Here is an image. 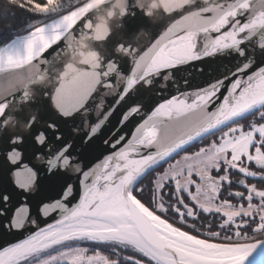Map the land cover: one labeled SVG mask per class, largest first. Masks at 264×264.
<instances>
[{
	"label": "snow or ice",
	"instance_id": "obj_1",
	"mask_svg": "<svg viewBox=\"0 0 264 264\" xmlns=\"http://www.w3.org/2000/svg\"><path fill=\"white\" fill-rule=\"evenodd\" d=\"M10 4L35 19L26 35L0 47V78L34 61L54 66L55 58L49 61L45 54L75 31L91 34L94 11L106 0ZM255 4L217 3L219 15L205 4H189L146 50L121 43L116 59L86 62L89 67L71 83L60 77L53 98L59 114L86 121L93 94L113 87L109 78L122 74L118 59L131 61L126 83L109 106L97 111L83 136L74 127V136L66 140L50 122L46 129L60 142L53 150L46 130L28 117L33 143L45 149L41 154L25 148L32 166L21 163L17 146L24 137H9L11 148L0 165V264H264V252L256 255L261 241L253 242V234L264 238V186L248 181L264 182V11H254ZM133 9L130 3L129 14L135 16ZM109 38L98 34L97 42ZM197 61L205 65L199 68L207 77L204 85L163 102L148 95L157 77L169 80ZM20 102L35 101L22 91ZM125 104L102 141L109 154H98L97 134ZM10 106L14 99L0 102V122ZM205 140L207 146L183 157V166L170 163ZM5 175L18 190L16 202L3 187ZM170 213L188 230L169 222ZM217 215L215 225L207 219ZM10 235L23 238L13 242L6 239Z\"/></svg>",
	"mask_w": 264,
	"mask_h": 264
},
{
	"label": "water",
	"instance_id": "obj_2",
	"mask_svg": "<svg viewBox=\"0 0 264 264\" xmlns=\"http://www.w3.org/2000/svg\"><path fill=\"white\" fill-rule=\"evenodd\" d=\"M134 3V0H131ZM216 3H230L232 0H215ZM197 4L203 5V0H197ZM135 11V16L129 14L125 18L124 24L125 27L123 29L115 30L110 38L106 42H91L92 46L95 47L98 51H100L101 55L105 58H113L116 59L117 56L115 54L116 47L123 43L125 45H131L134 48L145 49L155 42L156 39H159L160 36L167 30V28L174 23L177 19H180V15L183 12L177 11L172 13L171 15L162 14L156 22L146 17L143 11L133 9ZM206 15H211L208 13ZM251 15V12L245 13L241 19L246 22L248 16ZM141 29H144L147 35L137 34ZM77 36L80 35L79 31L74 32ZM26 35V34H25ZM215 35V34H213ZM17 38V37H16ZM15 38V39H16ZM13 39V40H15ZM13 40L8 42L11 43ZM260 38L255 37L254 43L259 45ZM6 46V45H5ZM55 52L52 49L49 50L48 53L45 54V59L49 61H53V65H41L42 70L48 75L50 79V83L46 85H34L36 95L34 97V103L31 104H22L20 102V96L23 90L17 91L13 93L8 99L15 100V106L22 108L23 111L16 113L22 120L26 121L33 111L38 113V118L36 120V126L41 129H45L49 140L54 145L53 150L59 147V143L54 140L53 133L46 129V125L50 122H55L58 125L59 133L64 137V139H71L74 136L72 129L74 127L81 128V132L79 135L83 136L85 132H87V126L96 121V104H98L102 93L107 90V88H98L97 93L93 94V99L95 100V104L90 100L89 104L86 107H89L91 111L86 118V121L83 119H75L65 118L59 114L58 109L55 107V88L59 86V72L63 70V67L69 60V49L67 48L66 41H61L58 46H53ZM59 53V55H57ZM37 63V62H33ZM118 63L120 64L122 75L126 76L130 74L131 69V61L130 58L121 57L118 59ZM81 68H88L87 65H80ZM205 65L201 62H193L190 66H183L182 70L174 71L172 78L169 80H164L163 76L157 77L154 81V84L151 86V91L148 95L154 100L163 102L164 98H171L173 95H179L180 92L184 91H192L196 85H204L207 79L206 76H201L199 73V68H203ZM215 67V65H213ZM188 81V84H185V81ZM109 82H111L114 86H116L119 81L118 78L113 76L109 78ZM124 86V84H119V91ZM144 93L141 92V95ZM116 95L105 97L106 104L105 107L109 106ZM131 101H129L130 103ZM127 107V104L123 105L109 120L108 124L101 129V132L97 134L96 145L98 147V154L107 155L109 152L107 151L108 146L103 144V139L108 135L109 131L117 125V121L121 118L120 113L124 108ZM148 111V109H145ZM79 116V114H77ZM140 119L142 122V118ZM134 130V129H133ZM35 129H31L27 132L21 131L19 128L16 130H11L9 128L0 127V165L5 164V155L6 150L11 148V144L9 142V137L13 136H22L24 137V144L19 145L18 150H20L22 154L21 163H29V166H32L34 161H32L29 156V152H25V148H30L32 152L39 151L41 154L45 151L44 146L35 145L33 143V133ZM78 142V141H77ZM103 155H100V159L103 158ZM99 161H95L98 163ZM13 168L15 166H12ZM3 187L5 190L13 193V202L18 201L20 198L16 194L18 190L14 188L8 179L7 175L3 177ZM78 202V198L77 201ZM23 236H8L6 239H9L15 242L18 239H22ZM260 252H257L256 255H259L261 252H264V240H260ZM247 264V262H246Z\"/></svg>",
	"mask_w": 264,
	"mask_h": 264
},
{
	"label": "clouds",
	"instance_id": "obj_3",
	"mask_svg": "<svg viewBox=\"0 0 264 264\" xmlns=\"http://www.w3.org/2000/svg\"><path fill=\"white\" fill-rule=\"evenodd\" d=\"M131 0H106L105 4H100L94 11L91 26V34H80L77 36L72 33L66 40L67 48L69 49V60L59 72L60 77L63 75L67 83H71L76 77L77 72L81 69L80 65H85L86 62L100 63L104 57L95 47L92 46L93 41L97 42V35L101 38L110 37L115 30L125 27L124 21L130 12ZM197 3V0H134L135 9L143 11L144 15L156 22L162 14L171 15L175 11H181L189 4ZM203 3L209 8L213 15H219L221 9L217 6L215 0H203ZM254 11H264V0H256ZM147 35L144 29H141L137 34ZM45 61L39 63L27 64L20 70L9 73L5 78H0V102L5 101L13 95V93L23 90L30 97H35L36 92L34 85H46L50 83L48 75L42 70L41 65ZM119 83L116 86L107 88L102 93V96L97 104V111L103 109L106 104L105 97L116 95L119 92V84L126 83V77L120 75ZM10 114L0 122V127L27 132L30 130V124L22 120L16 113L23 111L19 107L10 106ZM38 113L33 111L29 114L30 121H36Z\"/></svg>",
	"mask_w": 264,
	"mask_h": 264
},
{
	"label": "trees",
	"instance_id": "obj_4",
	"mask_svg": "<svg viewBox=\"0 0 264 264\" xmlns=\"http://www.w3.org/2000/svg\"><path fill=\"white\" fill-rule=\"evenodd\" d=\"M34 19L35 18L32 17L30 13L16 7L15 5H11L10 0H0V47L5 46L8 42H10L11 40L15 39L18 36L27 34V30H28L27 26L33 23ZM203 143L204 141L197 142L192 146L196 145L200 147V145H203ZM154 174L155 173H153L152 176H149L144 181V184L146 185L150 184L151 180L154 177ZM263 183L264 182L260 181V184ZM209 218L210 217H208V219ZM169 221L171 222L170 217H169ZM211 222L215 225L217 223V220H212ZM262 239L264 238L253 234V242ZM214 242H220V241H214Z\"/></svg>",
	"mask_w": 264,
	"mask_h": 264
},
{
	"label": "rangeland",
	"instance_id": "obj_5",
	"mask_svg": "<svg viewBox=\"0 0 264 264\" xmlns=\"http://www.w3.org/2000/svg\"><path fill=\"white\" fill-rule=\"evenodd\" d=\"M250 119H253V118H250ZM254 119H256L257 121L259 120V117H255ZM247 123V121L245 122ZM209 139H214V138H209ZM208 140H205L203 145H200L201 146H207L208 144ZM199 149V146H190L187 150V152H181L179 155H176L175 157H173L171 160H170V163L172 164H176L177 161H180V166H183L185 164V161L183 160V157L185 155H191L193 152L197 151ZM167 164L164 165L165 168H167ZM215 174V173H214ZM155 176V174H154ZM192 179L195 180L197 183H199V178L195 175V172H193V176H192ZM192 190L194 191V185L192 186ZM223 198V197H222Z\"/></svg>",
	"mask_w": 264,
	"mask_h": 264
},
{
	"label": "flooded vegetation",
	"instance_id": "obj_6",
	"mask_svg": "<svg viewBox=\"0 0 264 264\" xmlns=\"http://www.w3.org/2000/svg\"><path fill=\"white\" fill-rule=\"evenodd\" d=\"M254 170H255V169H254ZM213 174H214V173H213ZM248 181H249L250 183H256L258 187L264 186V183H263V184H260V180H259L258 178L255 179V180H253L252 178H248ZM233 190H240V191H243L244 189L234 187ZM222 197H223V195H222ZM254 202H256V201L254 200ZM232 203L235 204V203H237V201H236L235 199H233V200H232ZM240 203H245V202H244V201H240ZM245 206H246V204H245ZM169 217H170L171 222H174V221H175V217H173V216L171 215V213L169 214ZM189 219H190V218H189ZM207 219H208V217H207ZM208 220H209V221L217 220V222H219V220H220V216L217 215L215 218L210 217ZM175 222H176V226H181V225H179L178 221H175ZM190 222H191V221H190ZM202 222H203V220H201L200 222H197L198 227L200 226V223H202ZM181 227H182L183 230H188L187 228H185V227H183V226H181ZM204 227L207 228V225L205 224ZM216 230L219 231L218 228H217ZM192 234H195V233H192ZM229 234H230V233H229ZM222 235H223V234H222ZM84 246H85V245H84ZM100 250H101L102 252L105 251L103 248H101ZM105 254H108V253L105 252Z\"/></svg>",
	"mask_w": 264,
	"mask_h": 264
},
{
	"label": "bare ground",
	"instance_id": "obj_7",
	"mask_svg": "<svg viewBox=\"0 0 264 264\" xmlns=\"http://www.w3.org/2000/svg\"><path fill=\"white\" fill-rule=\"evenodd\" d=\"M12 43V42H11ZM10 44V43H9Z\"/></svg>",
	"mask_w": 264,
	"mask_h": 264
}]
</instances>
